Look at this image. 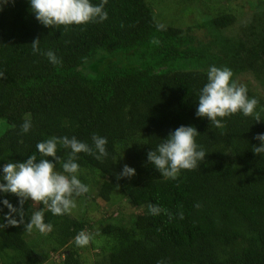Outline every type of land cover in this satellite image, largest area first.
Listing matches in <instances>:
<instances>
[{"label":"trees","instance_id":"obj_1","mask_svg":"<svg viewBox=\"0 0 264 264\" xmlns=\"http://www.w3.org/2000/svg\"><path fill=\"white\" fill-rule=\"evenodd\" d=\"M188 1L202 5L207 17L185 26L158 21L153 0H107L105 21L56 27L36 20L30 0L1 6L0 119L6 128L0 134V175L8 162L41 159L36 145L50 137L75 136L92 145L96 134L107 138L109 155L98 161L78 154V178L89 192L77 199L113 209L117 193L136 211L123 221L114 209L90 224L39 205L52 225L44 235L27 230L36 210L27 201L22 223L0 228V264H41L38 250L42 258L59 252V264H80L71 243L81 230L95 232L92 249L106 247L105 264H264V154L252 151L260 145L254 137L264 133V120L238 112L215 127L195 115L211 66L230 68L237 83L248 76L264 91V11L251 13L238 34H224L235 21L221 6L226 0ZM158 23L165 29L158 30ZM197 29L206 40L193 36ZM37 37L41 52L51 50L61 63L33 53ZM95 59L98 69L90 63ZM85 65H91L87 72ZM247 90L264 119V101ZM25 120L32 125L27 133L21 131ZM181 125L197 129L195 141L207 154L196 169L164 178L147 152ZM69 152L58 146L61 162ZM125 164L135 175L117 180ZM56 170L62 171L60 163ZM4 199L20 207L15 194L0 193ZM149 204L173 218L151 215ZM7 212L0 203V223Z\"/></svg>","mask_w":264,"mask_h":264},{"label":"clouds","instance_id":"obj_2","mask_svg":"<svg viewBox=\"0 0 264 264\" xmlns=\"http://www.w3.org/2000/svg\"><path fill=\"white\" fill-rule=\"evenodd\" d=\"M2 2L7 4L11 0H2ZM105 4L107 0H101L98 5H93L90 0H30L32 13L45 27L103 22L108 18L107 12L104 11ZM156 27L158 30L165 29V26L159 23ZM39 44L38 37L31 42L34 54L45 55L54 65L61 63L51 50L41 52ZM2 76L3 73H0V77ZM232 77L233 72L228 67L211 66L208 69L207 83L199 91L195 115L201 118L207 117L215 127L222 126V118L238 112L246 117H253L257 123L264 120L261 118V113L256 111L259 101L255 97L250 98L246 85L238 84ZM31 127V121L25 120L21 125V131L27 133ZM199 134L194 126H179L154 150L147 152V161L161 176L175 180L181 170H194L201 161L205 160L206 151L195 141V137ZM91 139L92 145H89L79 141L75 136L71 138L53 136L36 145L41 159L37 160L36 155H30L24 162H8L3 165L0 179L4 182L0 183V193L18 196L20 207H13L7 199L0 201L8 209L3 217L4 223H0V228L19 226L22 223L23 206L27 201H31L36 210L32 212L25 226L28 231L35 228L44 235L52 231V225L44 222V211L38 207L39 205L45 206L54 216H62L75 209L76 198L89 192V186L78 178L80 171V166L76 162L78 154L93 155L98 161L109 155L106 149L108 143L106 137L93 134ZM254 139L260 141V145L253 146L252 151L257 155L264 154V133L257 134ZM58 146L70 150L66 161L61 162V158L57 156ZM58 163L61 164L62 171L55 170ZM134 175L135 169L125 164L116 178L120 180ZM116 187L119 188L120 185L117 184ZM148 209L153 216L164 212L169 220L173 218L167 209H161L157 205L149 204ZM14 213L19 215V220L13 216ZM178 217L183 219V213L179 212ZM92 239L93 235L84 230L74 237L75 244L81 248L88 246ZM157 264H163V261H158Z\"/></svg>","mask_w":264,"mask_h":264},{"label":"rangeland","instance_id":"obj_3","mask_svg":"<svg viewBox=\"0 0 264 264\" xmlns=\"http://www.w3.org/2000/svg\"><path fill=\"white\" fill-rule=\"evenodd\" d=\"M214 1L215 0H210L208 3L215 4L213 3ZM216 1L220 2V0H216ZM2 5L3 2L2 0H0V8ZM221 6L222 8H225L227 12H231L235 17L234 23L229 28L224 30L223 33L224 34L237 33L240 24L249 20L251 13H253L254 11L255 12L264 11V0H226L225 2L221 1ZM183 7L186 8L183 9ZM150 8L152 9L153 13L156 15V19L158 21L165 23L172 22L174 25L179 24L181 26H185V25H189L190 23L192 24L193 21L196 22L201 19L203 20L204 18L207 17L206 16L207 13L203 9L202 5L201 6L198 5V3L196 2L190 3L188 0H153V2L150 3ZM193 36H196L201 41L207 39L202 29H197L196 31H194ZM97 59L90 62L91 65L95 64ZM98 63L95 64L96 69L100 68V66H97ZM89 66L85 65V67L83 68L84 71L87 72ZM238 84L246 85L247 87H249V89L254 91V93L257 94V96L261 100L264 101V91L260 89L258 84L252 82L250 77L247 76V77L238 78ZM5 128L6 125L4 124L3 120L0 119V134L4 131ZM84 177H88V175L85 174ZM93 191L90 192L91 195H93ZM114 200L116 201L112 207L115 206L116 207L112 209V208H108L107 205H102L101 203L98 202H90L89 197L87 198L85 203H83V200H78L76 198L77 207L66 215L70 218H75V219L84 218L88 220V222L91 224L94 220L104 217L105 214L109 213L110 211H113L114 209L115 210L113 211L114 213L113 216L120 217L123 221L129 219L128 214H131L132 212L136 211L131 209L124 201L123 196H120L117 193L114 197ZM30 204L34 209H36L31 201ZM91 234L93 235V239L90 242V244L93 243L95 245L96 244L95 242L96 239H94L96 238L95 232ZM71 244H73L72 247L76 252L80 264H105V260L103 256L106 254V247L104 248V247L96 246L94 249H92V247H90L91 245L89 244L88 246L81 248L75 244V241L72 242ZM62 250L64 251L65 248ZM36 254L38 255L39 259L42 260L41 264H59V262L61 261L59 252H56L55 254L48 253L45 258H42V255L44 254L42 250L36 251Z\"/></svg>","mask_w":264,"mask_h":264}]
</instances>
